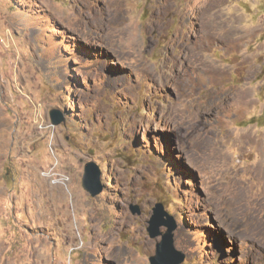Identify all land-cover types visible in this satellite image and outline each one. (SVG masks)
<instances>
[{
	"label": "rangeland",
	"instance_id": "374dc122",
	"mask_svg": "<svg viewBox=\"0 0 264 264\" xmlns=\"http://www.w3.org/2000/svg\"><path fill=\"white\" fill-rule=\"evenodd\" d=\"M158 204L264 264V0H0V264H151Z\"/></svg>",
	"mask_w": 264,
	"mask_h": 264
},
{
	"label": "water",
	"instance_id": "95a60500",
	"mask_svg": "<svg viewBox=\"0 0 264 264\" xmlns=\"http://www.w3.org/2000/svg\"><path fill=\"white\" fill-rule=\"evenodd\" d=\"M65 117L59 110L53 109L51 111V121L54 125L61 124ZM99 172L95 162H87L85 164V172L83 176V186L92 194L96 195L103 189L99 180ZM133 213H141L139 205H134ZM167 215L168 219L164 216ZM167 226L168 230L163 233L160 230L161 226ZM176 229V222L173 217L166 213L162 204H158L154 208V213L148 226L150 237L155 238L161 236L162 239L157 243L155 254L150 257L151 264H180L185 259V253L178 250L174 243V230Z\"/></svg>",
	"mask_w": 264,
	"mask_h": 264
}]
</instances>
